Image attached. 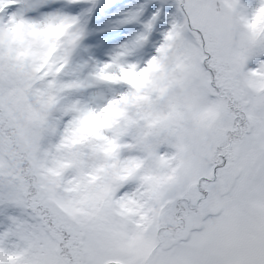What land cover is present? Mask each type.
Instances as JSON below:
<instances>
[{
    "label": "snow or ice",
    "instance_id": "1",
    "mask_svg": "<svg viewBox=\"0 0 264 264\" xmlns=\"http://www.w3.org/2000/svg\"><path fill=\"white\" fill-rule=\"evenodd\" d=\"M49 3L0 0V264H264V0H160L85 77L96 0Z\"/></svg>",
    "mask_w": 264,
    "mask_h": 264
},
{
    "label": "rangeland",
    "instance_id": "2",
    "mask_svg": "<svg viewBox=\"0 0 264 264\" xmlns=\"http://www.w3.org/2000/svg\"><path fill=\"white\" fill-rule=\"evenodd\" d=\"M154 1V0H152ZM160 3V0H157ZM148 4L142 6V4H138L137 0L131 1L129 4L124 6V9L120 12H117V16L115 17V25L116 27H111L110 22H105V28L103 30H93L88 25L87 22L85 23V30L86 35L81 41L80 46L75 51L72 64L73 66L77 65H85L86 67L80 73L82 77L88 75V73L92 70L95 64L103 63L110 58V54L118 48L120 45L132 40L139 32L143 30V24L152 16V13L156 10H153L146 16H142L144 10ZM160 7V5H157ZM81 4L77 5H69L67 6L64 0H55V3L44 4L41 6L39 11L41 13L53 11V10H60L65 12L68 15L77 16L81 15L79 13ZM155 8V6H153ZM140 11V18L137 17L136 20L130 23H124L123 21L126 19L129 13L134 12L136 10ZM166 20V15L162 11L161 22L157 24H162ZM97 24L95 20H90ZM159 29H157L158 31ZM147 45L145 49H142L140 55L131 57L130 59H139L141 56L146 52ZM86 91H92L88 89ZM106 91V90H105Z\"/></svg>",
    "mask_w": 264,
    "mask_h": 264
},
{
    "label": "trees",
    "instance_id": "3",
    "mask_svg": "<svg viewBox=\"0 0 264 264\" xmlns=\"http://www.w3.org/2000/svg\"><path fill=\"white\" fill-rule=\"evenodd\" d=\"M131 1L135 0H96V3L94 7L92 8L91 13L84 14L83 20L87 22V25L93 29L97 30L104 27L105 22H110V24L115 25V17L117 16V12L120 14V12L124 9V6L129 4ZM138 4H142V6H145V4H148L146 9L144 10L141 17L146 16L151 13L153 10L158 8L157 5H160L157 0H137ZM66 4V2H65ZM67 5V4H66ZM69 6V5H67ZM71 6V5H70ZM155 6V8H153ZM78 7V5H77ZM90 7L87 3H81V8L79 13H84V10L86 8ZM168 8L165 6L163 12H167ZM162 16V13H161ZM161 16L160 19L157 21V23L161 22ZM140 18V16H139ZM90 20H95L97 24L90 22ZM71 78V77H69Z\"/></svg>",
    "mask_w": 264,
    "mask_h": 264
}]
</instances>
